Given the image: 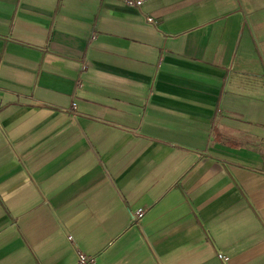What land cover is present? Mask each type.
I'll list each match as a JSON object with an SVG mask.
<instances>
[{"label": "crops", "instance_id": "obj_1", "mask_svg": "<svg viewBox=\"0 0 264 264\" xmlns=\"http://www.w3.org/2000/svg\"><path fill=\"white\" fill-rule=\"evenodd\" d=\"M79 253L264 264V0H0V264Z\"/></svg>", "mask_w": 264, "mask_h": 264}, {"label": "built area", "instance_id": "obj_2", "mask_svg": "<svg viewBox=\"0 0 264 264\" xmlns=\"http://www.w3.org/2000/svg\"><path fill=\"white\" fill-rule=\"evenodd\" d=\"M125 3L128 5V6H133V7H140L142 6L143 4V0H125ZM148 22L153 24V25H156V22L153 18H148ZM73 110H72V113L74 112L75 114L77 113V106L75 102H73ZM146 214V210L145 209H138L134 215H133V221H136V222H139L141 221V219L145 216ZM68 239L74 243V238H72V236H68ZM220 258L222 260H227L228 258L227 257H223V256H220ZM94 261V258H89L87 257L85 254L83 253H79V262L80 264H92V262Z\"/></svg>", "mask_w": 264, "mask_h": 264}]
</instances>
